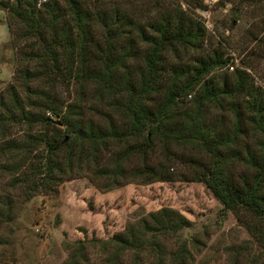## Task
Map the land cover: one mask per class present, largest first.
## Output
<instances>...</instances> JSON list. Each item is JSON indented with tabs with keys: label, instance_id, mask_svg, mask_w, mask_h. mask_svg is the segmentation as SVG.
Returning a JSON list of instances; mask_svg holds the SVG:
<instances>
[{
	"label": "trees",
	"instance_id": "obj_1",
	"mask_svg": "<svg viewBox=\"0 0 264 264\" xmlns=\"http://www.w3.org/2000/svg\"><path fill=\"white\" fill-rule=\"evenodd\" d=\"M0 9L16 54L12 79L0 90V171L9 175L8 186H20L27 199L55 192L64 178L82 172L103 191L164 182L175 156L169 145L189 144L209 159L186 157L198 168L190 181L201 182L223 209L242 208L260 221L250 231L264 249V90L248 71L252 49L242 59L220 41L205 47L204 26L178 0H0ZM68 84L76 86L75 100L62 105L53 87ZM83 90L105 105L93 107L96 121L85 115L92 101L81 103ZM20 123L27 132L37 127L22 143L9 136ZM155 144L161 157L152 162ZM32 145L42 149L26 159ZM234 162L242 172L233 173ZM102 204L86 202L87 211L102 216L109 206ZM11 212L4 196L0 226ZM128 218L134 220L120 229L103 222L104 237H86L83 228L80 238L62 232L60 264H121L127 251L130 264H140L143 251L152 253L151 264H161V239L189 224L162 205ZM169 252L176 264H187L183 241Z\"/></svg>",
	"mask_w": 264,
	"mask_h": 264
},
{
	"label": "rangeland",
	"instance_id": "obj_2",
	"mask_svg": "<svg viewBox=\"0 0 264 264\" xmlns=\"http://www.w3.org/2000/svg\"><path fill=\"white\" fill-rule=\"evenodd\" d=\"M178 1L183 9L191 12L204 26L205 47H212L216 41H220L228 53L242 59L252 49L253 56L249 60L253 67L248 71L254 82L264 90V0ZM194 1L198 6H193ZM145 7L146 3L143 8ZM15 55L6 14L0 9V90L12 79L16 65ZM131 63L134 71H137L140 58L132 60ZM53 92V96L62 101L63 105L75 100L76 86L56 85ZM83 94V105L92 101V113L85 112V115L93 121L98 120V114L93 107L103 108L104 103L96 102L87 90H83ZM44 114L52 120L56 119L46 110ZM112 117L115 119L118 116L112 113ZM56 126L63 127L61 124ZM36 129L37 127H33L31 132H27L23 123L15 124L9 128V136L22 143L27 134L35 133L33 131ZM27 144L31 142L27 141ZM31 148L33 149L30 154L27 153L26 159H32L33 154L37 155L42 149L40 145ZM169 148L175 156L173 168L169 169L171 177L168 181L146 185L126 183L107 191L95 187L82 172L64 178L56 186L55 192H36L25 199L20 186L7 185L9 175L1 170L0 200L4 196L10 197L12 212L11 219L0 226V264H60L66 257L62 232L70 239L78 236L80 238L83 235L78 230L83 228L86 230V237L92 234L104 237L105 228L120 229L126 219L134 220L128 217L142 210H154L161 205L177 210L189 222L173 236L161 239L165 252L161 264H176L169 251H174L181 241L190 252V257L186 259L187 264H264V249L250 231L258 230L261 222L242 208L223 209L201 182L190 181L188 177L193 174V170H198L190 163V159L196 156L203 162H209L194 146L169 145ZM151 156L152 162L160 159L158 144L153 147ZM18 157L16 155L13 159ZM108 157L104 156L107 163L110 160ZM186 157L190 159L187 161ZM130 162L132 165L137 163L134 157L130 158ZM242 166L234 162L231 169L234 174H238L243 171ZM17 176L20 177L18 173ZM98 183L102 184L101 181ZM91 201L109 205L104 207V215L96 216L87 211L86 202ZM88 249L91 258L97 261L98 253L95 248L89 246ZM130 259V251L125 252L121 257V264H130ZM153 259L150 251L140 253V264H151Z\"/></svg>",
	"mask_w": 264,
	"mask_h": 264
}]
</instances>
